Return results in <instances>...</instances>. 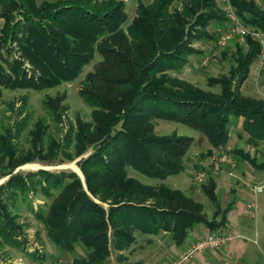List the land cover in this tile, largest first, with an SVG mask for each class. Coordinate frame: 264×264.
Instances as JSON below:
<instances>
[{
	"label": "trees",
	"instance_id": "1",
	"mask_svg": "<svg viewBox=\"0 0 264 264\" xmlns=\"http://www.w3.org/2000/svg\"><path fill=\"white\" fill-rule=\"evenodd\" d=\"M176 1L139 2L137 16L126 31L121 7L112 1L68 0L38 6L36 0H0V19L7 21L0 28V99L4 89L32 85L21 76L19 64L2 54L8 36L28 31L20 42L24 58L42 72L41 83L76 78L95 53L101 57L83 81L82 96L95 109L91 121L77 120L61 145L50 138L44 121L29 132L31 147L26 151L18 144L26 119L0 131V177L10 176L0 185V237L8 244L16 241L19 232L9 221L7 203L28 188L34 195L53 198L47 211L35 212L49 240L64 252L73 253L77 247L85 250L83 257L66 264H110L112 253L121 261L137 234L168 232L181 245L197 225L204 224L210 231L222 225L208 221L204 206L184 191L145 184L129 175L133 170L149 179L165 180L185 171L195 139L158 135V121L191 128L219 150L229 142L231 119H242L247 143L264 142V100L240 92L262 54V44L247 36L245 44L237 45L230 72L233 80H213L221 85L220 93L173 78L169 73L181 71L195 52L191 41L198 29L220 27L226 21L218 0H183L182 8L173 9ZM232 2L245 26L264 33V10L255 1ZM14 13H21L25 22L14 21ZM41 83L33 86L42 89ZM48 104L59 121V102ZM90 148L92 154L79 164L87 191L74 172L38 170L27 174L29 184L13 174L35 159L50 165L63 163ZM235 153L252 167L264 169V162L250 154ZM217 187L211 175L200 185L215 208L214 219L221 215L225 223L235 198L222 209Z\"/></svg>",
	"mask_w": 264,
	"mask_h": 264
},
{
	"label": "rangeland",
	"instance_id": "2",
	"mask_svg": "<svg viewBox=\"0 0 264 264\" xmlns=\"http://www.w3.org/2000/svg\"><path fill=\"white\" fill-rule=\"evenodd\" d=\"M66 1L68 0H36L38 6L42 5V3L53 4L52 6H54V4ZM97 1H112L118 4L121 7L120 13L126 18L123 28L127 31V27L137 16L139 2L147 5L153 0ZM253 1L260 9L264 10V0ZM182 3L183 0H177L173 9L182 8ZM48 6L46 5V9L49 8ZM42 9L45 10V7H42ZM117 13L119 14V11ZM13 16V20H16L17 23L25 22V18L21 13L19 15L14 13ZM190 21L194 22V19H190ZM5 22H7L5 19H0V28ZM226 28L227 24L224 22L220 27L212 24L206 29H198L196 37H193L191 41V48L195 52L188 58V65L181 71L171 72L169 75L173 78L187 81L206 92L220 93L221 85L213 84V80H218L222 77L233 80L230 73L235 67L233 54L237 45H239L234 43L223 50L216 48V42L221 35L218 30L224 31ZM25 32L22 31L20 34L8 36L2 46V54L8 58L10 63L19 64L18 70L21 72V76L25 77L28 83L32 82V85H26L28 87L25 88L4 89L3 97L0 99V131L5 127H13L17 122L26 119V127L18 139V144L24 151L31 147L29 132L38 121L45 122L46 126H48L50 138H54L60 145L68 128L76 124L77 120L82 122L91 121V115L95 109L87 104L82 96L83 92L86 91V85L83 81L86 74L101 60L100 55L95 53L82 66L76 78L71 80L52 78L48 83H41L40 76L42 72L24 58L23 44L20 40L22 41L26 38L28 31ZM260 57L252 64L249 77L242 84L240 92L244 96L264 100V63L261 65ZM205 59H208L206 65L203 64ZM40 83L43 86L42 89H37L33 86L40 85ZM25 99L26 103H24ZM48 102H59V121L52 113L53 111ZM155 130L158 135L176 134L195 139V144L186 159L185 172L187 174L169 176L165 180L149 179L133 170L129 171V175L145 184H165L191 195L204 206L203 215L208 221L215 220L217 224H222L216 230L219 233L233 237L228 245L225 246V249L205 252L198 255L192 262H195L199 257L202 260L221 257L222 259H227L225 264H264V194L258 197L259 208L256 218L251 217L250 212L247 210V205L253 201V196L249 192L248 186L264 181V169L258 170L252 167L235 153V151L246 152L255 158L256 161L262 163L264 162V142L255 146L249 145L247 143V135L242 130L241 119L235 118H232L230 122V139L227 147L219 150H214L209 141L206 138H202L198 132L181 124L158 121ZM92 151L93 149L90 148L82 156L76 157L72 161L53 163L51 165L49 161L35 159L33 162L19 166L13 174L29 184L30 180L27 174L38 170L45 169L53 173L62 171L74 172L79 176L83 188L87 191L79 164L92 154ZM224 153L229 154L230 158L233 159L236 165L235 168L232 169L226 165L220 167L218 160ZM28 164H37L40 169L25 168ZM71 165L76 166L81 175L74 171ZM218 167H220L219 174L213 175L210 168L214 170ZM198 172H206L208 176H213L218 182L217 193L220 197L222 209L226 208L227 202L232 197L235 198L233 210L229 214L232 227L227 230L228 232L225 230L228 219L224 221L225 223H223L221 215L214 219L215 208L213 204L203 194L200 185L194 183V177ZM229 173H232V175H229ZM9 177H0V185L9 180ZM53 194L56 196L58 193L55 191ZM52 199L45 198L41 193L34 195L31 188H28L24 193H20L12 203H7V213L11 216L9 221L14 227L18 228L19 233L16 235V241L13 244H8L4 238L0 237V264H66L72 262L75 257L81 258L85 255V250L82 247H77L73 253L64 252L60 246L55 245L47 237L46 230L42 223L38 221L35 212L42 208L47 211ZM203 226L205 225L200 224L197 227ZM147 238V236L137 234L135 243L129 250L123 252L122 256L124 259L120 261L112 253L110 264H162L163 262H159V260L166 256L165 248H167V242H164L161 246L157 238L151 239L150 242ZM234 248L235 251L232 250Z\"/></svg>",
	"mask_w": 264,
	"mask_h": 264
},
{
	"label": "built area",
	"instance_id": "3",
	"mask_svg": "<svg viewBox=\"0 0 264 264\" xmlns=\"http://www.w3.org/2000/svg\"><path fill=\"white\" fill-rule=\"evenodd\" d=\"M232 1L219 0L220 7L226 19L227 28L224 31L221 29L218 30L221 35L216 42V48L223 50L234 43L243 45L246 43V37L249 36L262 44L263 49L260 57L262 65L264 63V33L245 26L240 20ZM207 63L208 59H205L203 64L206 65ZM218 161L220 167L223 165L231 167L232 169L236 167L235 162L227 153H224ZM220 167L214 170L210 168V171L213 175H218ZM229 175H232V173H229ZM207 177L208 174L206 172H198L193 181L195 184L201 185L206 181ZM248 190L253 196V201L247 205V210L250 212L251 217L256 218L259 208L258 197L264 194V181L249 185ZM232 239V236L226 234L211 233L193 242L168 264H190L198 255L208 251L222 249Z\"/></svg>",
	"mask_w": 264,
	"mask_h": 264
},
{
	"label": "crops",
	"instance_id": "4",
	"mask_svg": "<svg viewBox=\"0 0 264 264\" xmlns=\"http://www.w3.org/2000/svg\"><path fill=\"white\" fill-rule=\"evenodd\" d=\"M241 126H242V119H241ZM185 169H186V167H185ZM183 173L187 174L185 171ZM217 185H219L218 182H217ZM217 189H218V187H217ZM230 200L227 202V205L230 202ZM232 210H233V207L230 210V212ZM230 212L227 214L228 224L226 225V228H225L226 231L230 227H232V224L229 220ZM197 226H199V225H197ZM197 226H195L192 230L189 231L184 243L181 245L175 244V242L171 239L170 234L168 232H161L159 235H156V236H147L148 237L147 239L149 242L151 241V239L157 238L159 245H161V246L163 245L164 242H167V244H166L167 248H165V255L166 256L164 258H162L161 260H159V262H163L162 264H168L169 262L174 260L180 254L181 251L186 249L189 245H191L193 242L197 241L201 237H204V236L209 235V234L214 233V232L219 233L217 230L216 231L215 230L210 231L207 226H203V227H197ZM219 234H223V233H219ZM224 249H225V247H224ZM232 250L235 251V248ZM226 261H227L226 258L222 259L221 257H218V258L213 257L210 260L209 259L202 260V258L199 257V258H197V260L195 262H192L190 264H209V263L210 264H225Z\"/></svg>",
	"mask_w": 264,
	"mask_h": 264
},
{
	"label": "bare ground",
	"instance_id": "5",
	"mask_svg": "<svg viewBox=\"0 0 264 264\" xmlns=\"http://www.w3.org/2000/svg\"><path fill=\"white\" fill-rule=\"evenodd\" d=\"M71 166L73 167L74 171L78 172L81 175L79 169L76 166H73V165H71ZM25 168H30V169L36 170V169H40V166L37 164H28L25 166Z\"/></svg>",
	"mask_w": 264,
	"mask_h": 264
},
{
	"label": "water",
	"instance_id": "6",
	"mask_svg": "<svg viewBox=\"0 0 264 264\" xmlns=\"http://www.w3.org/2000/svg\"><path fill=\"white\" fill-rule=\"evenodd\" d=\"M45 170V169H44Z\"/></svg>",
	"mask_w": 264,
	"mask_h": 264
}]
</instances>
